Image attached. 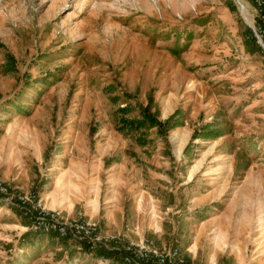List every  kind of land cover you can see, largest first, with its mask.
I'll use <instances>...</instances> for the list:
<instances>
[{
	"label": "rangeland",
	"instance_id": "rangeland-1",
	"mask_svg": "<svg viewBox=\"0 0 264 264\" xmlns=\"http://www.w3.org/2000/svg\"><path fill=\"white\" fill-rule=\"evenodd\" d=\"M261 21L264 0H0V264H123L30 231L16 202L88 220L100 192L128 242L139 225L185 264L193 242L196 264H264ZM63 196L84 217L48 208Z\"/></svg>",
	"mask_w": 264,
	"mask_h": 264
},
{
	"label": "built area",
	"instance_id": "built-area-1",
	"mask_svg": "<svg viewBox=\"0 0 264 264\" xmlns=\"http://www.w3.org/2000/svg\"><path fill=\"white\" fill-rule=\"evenodd\" d=\"M259 16V19L263 20V15ZM261 22L262 24H254L255 22L249 24L248 28L250 37L264 61V24L263 21ZM4 191L0 184V193ZM16 202L22 217L30 224V231L53 234L58 240L68 239L85 246L90 254L102 247L105 253H116L123 264H185L181 258L178 242L175 240L163 248L156 247L151 240L147 239L139 243L128 242L120 235H104L96 223L83 220L81 217L67 220L57 211L47 210L35 199V196L22 195L16 198ZM10 204L13 205L11 202Z\"/></svg>",
	"mask_w": 264,
	"mask_h": 264
},
{
	"label": "crops",
	"instance_id": "crops-1",
	"mask_svg": "<svg viewBox=\"0 0 264 264\" xmlns=\"http://www.w3.org/2000/svg\"><path fill=\"white\" fill-rule=\"evenodd\" d=\"M97 192H99V187L96 189ZM101 192L95 196H92L88 200V204L85 206H82V214L81 212H76L74 211V205L68 202V196H63L61 201L58 202H52L49 204L50 209H58L62 211L66 216L73 217L76 216L77 214H81L82 217L96 223L101 232L106 235V236H112V235H122L128 240V237L126 233L130 231L128 229V215L126 212V208L123 202V198L121 195H113V198L111 200V203H108L107 201L102 203L100 202L101 200ZM109 198H106L108 200ZM46 204V203H45ZM105 206V207H104ZM175 223L174 224V229L172 230V235H178L181 231H183L184 224L186 223L185 221H182V217L174 215L172 219ZM137 227V230L135 234H137V237H134V239H147L145 238L146 235L150 234V231L148 229L141 228L139 225L134 226ZM153 234H157V237H162L165 232H164V223H160L154 226V229H152ZM174 231V233H173ZM149 239V238H148ZM171 239V238H170ZM168 239V240H170ZM152 240V239H151ZM71 242L70 240H67ZM164 243V242H163ZM159 244V245H166L169 244L170 242H165L164 244ZM81 247H77L76 249L79 250L80 252H85ZM102 254L107 256L105 259L110 260L115 258H120L116 253H111V252H106L103 251L102 248L99 249ZM183 256L185 260L188 263L191 264H196L194 260L197 258V248L195 246V242L190 243L188 246H186L183 250ZM104 256V257H105ZM208 264H215L213 256L210 257L208 260ZM236 264H240L237 263Z\"/></svg>",
	"mask_w": 264,
	"mask_h": 264
},
{
	"label": "trees",
	"instance_id": "trees-1",
	"mask_svg": "<svg viewBox=\"0 0 264 264\" xmlns=\"http://www.w3.org/2000/svg\"><path fill=\"white\" fill-rule=\"evenodd\" d=\"M172 119H173V115H172L171 117H169V118L166 120L165 124H166V125L169 124V121H171ZM146 120H149V121H150V123H148V126H152V125L155 124V121H154L153 119H150L149 116H147L146 113H144V114H143V118H142L141 120L133 121V123L136 122V123H135V125H136L135 128H137V129L141 128V127L144 125V122H145ZM133 123H132V124H133ZM156 124H158V123L156 122ZM158 125H159V124H158ZM172 127H175V126L172 125Z\"/></svg>",
	"mask_w": 264,
	"mask_h": 264
},
{
	"label": "bare ground",
	"instance_id": "bare-ground-1",
	"mask_svg": "<svg viewBox=\"0 0 264 264\" xmlns=\"http://www.w3.org/2000/svg\"><path fill=\"white\" fill-rule=\"evenodd\" d=\"M194 171L192 170L190 173L192 174Z\"/></svg>",
	"mask_w": 264,
	"mask_h": 264
}]
</instances>
